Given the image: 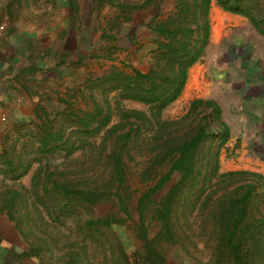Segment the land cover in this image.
Returning <instances> with one entry per match:
<instances>
[{
    "label": "rangeland",
    "instance_id": "374dc122",
    "mask_svg": "<svg viewBox=\"0 0 264 264\" xmlns=\"http://www.w3.org/2000/svg\"><path fill=\"white\" fill-rule=\"evenodd\" d=\"M114 1L134 7L145 0ZM255 2L264 8V0L245 5ZM175 4L159 0L130 12L126 21L116 5L99 6L94 0H0V22L9 19L3 38L13 53L7 60L24 82V90L0 89V97L19 99L0 104V115L7 118L0 123V264H234L229 253L218 251L209 217L217 195L204 204L210 185L220 180L208 182L200 197L201 185L182 198L171 217V238L160 237L153 216L176 179L144 197L159 172L149 173L154 132L141 128L129 143L121 138L129 127L109 134L126 123L123 112L150 111L122 99L99 77L114 67L147 72L157 48L147 25L171 13ZM209 19V44L188 76L195 90L207 91L198 98L192 92L181 95L162 119L184 117L195 99L217 101L231 129L218 176L232 171L264 176V36L246 17L224 11L216 0ZM129 35L135 37L133 43L123 38ZM43 44L52 46L54 68L49 60H39L42 51L37 47ZM116 45L124 49L108 58ZM34 63L61 73L37 85L28 79ZM98 109L103 113L89 129L80 126L79 118ZM108 112L109 125L97 129ZM47 134L62 138L45 148ZM118 156L124 164L122 179L115 169ZM61 186L97 194L98 199L80 202Z\"/></svg>",
    "mask_w": 264,
    "mask_h": 264
},
{
    "label": "trees",
    "instance_id": "16d2710c",
    "mask_svg": "<svg viewBox=\"0 0 264 264\" xmlns=\"http://www.w3.org/2000/svg\"><path fill=\"white\" fill-rule=\"evenodd\" d=\"M157 1L145 0L141 5L132 7L114 0H94L99 6L106 3L116 5L121 9L120 18L126 21H129L130 12L149 8ZM216 1L224 11L246 17L264 36V8L260 4L255 2L246 6L248 0ZM212 2L176 0L171 13L165 17L156 16L147 25L157 47L149 70L142 72L132 68L128 72L114 67L98 80L104 79V83L112 84L122 99L149 107V113L136 110L123 112L122 119L126 123L113 127L109 134L129 127L130 130L121 137L129 143L141 128L154 132L150 140L152 157L149 173H155L156 169L159 172L155 185L144 197L149 198L176 179L153 216L161 227L160 237L171 238V217L182 198L200 185L202 190L217 177L220 181L210 185L211 192L204 204L217 195L209 207V217L216 228L218 251L229 253L234 264H264V176L250 171H232L218 176L222 150L231 138V129L223 118L221 106L213 99H195L184 117L172 121L162 119V113L181 97L190 69L204 56L210 41ZM123 38L133 43L135 37L129 35ZM119 49L124 48L116 45L109 49L108 58ZM102 113L103 110L98 109L79 118L78 122L85 130L89 129ZM110 120L108 112L98 122L97 129L108 126ZM55 138L62 137L47 134L42 145L48 147ZM123 166L122 157H116L115 169L120 178L124 174ZM236 183L241 184L235 186ZM61 188L69 195H78L80 202L94 204L98 199V195L91 192L71 191L65 186ZM144 197L140 200L141 208L146 202Z\"/></svg>",
    "mask_w": 264,
    "mask_h": 264
},
{
    "label": "crops",
    "instance_id": "0c3cea01",
    "mask_svg": "<svg viewBox=\"0 0 264 264\" xmlns=\"http://www.w3.org/2000/svg\"><path fill=\"white\" fill-rule=\"evenodd\" d=\"M67 8L69 10H71L70 8V1L69 4L67 5ZM67 31V30H66ZM36 35L38 36L39 33L36 32ZM34 36V35H33ZM33 36L31 37L30 42L33 44V46H35L37 43V40L33 39ZM39 38V37H37ZM32 46V47H33ZM50 47V48H49ZM40 51H42L41 56L39 58L40 61H45V60H49L51 62V66L52 68H54V64H56V59L54 57V53H53V49L52 46L49 44H43L42 47H37ZM34 48H31V52ZM19 53V52H18ZM13 53L10 52V47L8 46V43H6L4 41V38L0 39V89L3 87H8L10 90L14 89L17 91L20 90H24L22 88V86L20 84H24V82H22V76L21 74H19L20 72L14 68L13 64L10 63L7 60V57L9 58ZM28 54V53H27ZM9 55V56H7ZM51 55V56H50ZM3 56L5 57V59H3ZM17 56L16 54H14V57ZM50 66V65H49ZM44 68H47L45 66H42L40 64H32L31 66V75L28 76V79H30V81H37V85L40 84H44L43 82H40L43 80V78H45L47 76V78H54V76H59V74L61 73V71L57 72L54 71H46ZM40 71V72H37ZM47 72V73H46ZM56 73V75H55ZM193 77H191V83H190V77L188 79V83L182 93L185 94V96H188L190 92L192 93H196V97L198 98L199 93L200 92H204L207 91V89H205L204 87H197L195 90V83L192 82ZM31 82L27 83L28 85H31ZM34 85H36V83H34ZM11 86V88H10ZM26 86V87H27ZM36 87V86H35ZM37 88V87H36ZM34 88V89H36ZM30 91V89H29ZM37 92V90H34ZM196 91V92H195ZM7 97H0V104H2L4 101L7 104L8 102L10 103H16V101H18L19 99L17 97H10L8 99H6Z\"/></svg>",
    "mask_w": 264,
    "mask_h": 264
},
{
    "label": "built area",
    "instance_id": "2783aa9c",
    "mask_svg": "<svg viewBox=\"0 0 264 264\" xmlns=\"http://www.w3.org/2000/svg\"><path fill=\"white\" fill-rule=\"evenodd\" d=\"M8 24H9L8 17H4L3 21L0 22V38L5 37V34L7 32V28H8ZM6 120H7L6 116L0 115V123L6 122Z\"/></svg>",
    "mask_w": 264,
    "mask_h": 264
}]
</instances>
